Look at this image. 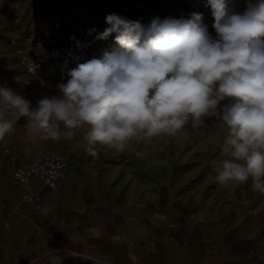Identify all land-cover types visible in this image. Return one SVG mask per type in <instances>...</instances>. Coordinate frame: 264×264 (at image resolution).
<instances>
[{"label":"clouds","instance_id":"9594fccd","mask_svg":"<svg viewBox=\"0 0 264 264\" xmlns=\"http://www.w3.org/2000/svg\"><path fill=\"white\" fill-rule=\"evenodd\" d=\"M207 3L215 35L198 12L156 17L147 26L107 15L108 27L95 38L115 33L119 47L69 70L56 94L33 107L13 88L0 87V141L27 117L41 140H70L85 129V151L96 156L97 145L135 151L141 141L186 136L189 123L197 128L216 118L227 129V158L214 180L224 187L251 180L253 191L264 194V0H244L242 9L236 0ZM37 68L31 61L27 71Z\"/></svg>","mask_w":264,"mask_h":264},{"label":"crops","instance_id":"0c3cea01","mask_svg":"<svg viewBox=\"0 0 264 264\" xmlns=\"http://www.w3.org/2000/svg\"><path fill=\"white\" fill-rule=\"evenodd\" d=\"M56 152L67 160L65 177L51 189L31 180L33 202L11 176L31 156L0 155V264L58 255L97 264H264V194L251 180L231 182L232 209L212 215L182 207L165 187L126 189L80 151Z\"/></svg>","mask_w":264,"mask_h":264},{"label":"rangeland","instance_id":"374dc122","mask_svg":"<svg viewBox=\"0 0 264 264\" xmlns=\"http://www.w3.org/2000/svg\"><path fill=\"white\" fill-rule=\"evenodd\" d=\"M236 6L242 9L244 0H236ZM193 12L203 15L215 35L207 0H0V87L13 88L35 107L43 95L56 94L55 85L66 82L69 70L119 47L115 33L95 38L108 27L107 15L147 26L156 17L188 19ZM31 61L38 65L34 75L27 71ZM7 118L15 119L10 113ZM184 133L141 141L135 151L124 153L97 145V155L91 156L85 151V129L74 130L70 140H41L22 117L14 132L0 141V155L21 161L61 149L80 151L126 189L151 192L165 187L182 207L212 215L217 209L231 210V182L224 187L214 180L219 163L227 158L222 152L226 127L216 118H206L204 126L193 128L189 123ZM43 264L97 263L58 255Z\"/></svg>","mask_w":264,"mask_h":264},{"label":"built area","instance_id":"2783aa9c","mask_svg":"<svg viewBox=\"0 0 264 264\" xmlns=\"http://www.w3.org/2000/svg\"><path fill=\"white\" fill-rule=\"evenodd\" d=\"M66 168V158L52 151L43 156L31 157L27 165L15 168L11 176L22 188V200L33 202L36 195L30 189L29 182L35 180L40 187L51 189L58 181L64 179Z\"/></svg>","mask_w":264,"mask_h":264}]
</instances>
